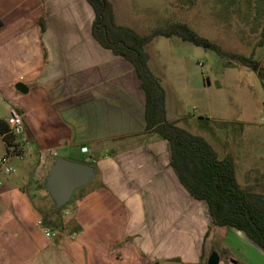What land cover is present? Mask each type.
Here are the masks:
<instances>
[{"label": "crops", "instance_id": "0c3cea01", "mask_svg": "<svg viewBox=\"0 0 264 264\" xmlns=\"http://www.w3.org/2000/svg\"><path fill=\"white\" fill-rule=\"evenodd\" d=\"M94 17L87 0H0V119L8 120L16 108L27 139L25 144L11 135L9 144L0 131V155L22 149L32 158L24 166L28 176H2L0 264H199L204 245L205 260L213 250L221 256L220 226L212 225L206 202L181 184L167 140L146 132L141 80L132 62L96 40ZM172 37H156L146 46L149 66L166 90L168 119L204 137L211 119L250 124V85L231 96L237 107L202 104L208 117L201 122L203 114L190 112V94L182 98L165 80L161 52L172 46ZM199 80L211 85L203 74ZM229 81L219 79L217 87ZM42 151L53 154L41 161ZM60 157L92 162L95 176L74 190L61 208L69 214L62 216L66 226L51 227V236L43 224L51 212L42 202L46 196L54 202L45 183Z\"/></svg>", "mask_w": 264, "mask_h": 264}, {"label": "rangeland", "instance_id": "374dc122", "mask_svg": "<svg viewBox=\"0 0 264 264\" xmlns=\"http://www.w3.org/2000/svg\"><path fill=\"white\" fill-rule=\"evenodd\" d=\"M111 2L114 12L115 8L117 10V23L131 26L141 33L150 32L156 26H164L173 21L187 22L199 34L221 44L227 50L246 55L255 52L254 56L260 59L262 64L264 63V46H258L261 26L258 20L254 19L256 5H264V0H235V2L233 0H111ZM170 39L167 43L173 47L170 46L166 48L167 51L161 52V61L167 68L165 80L179 91L182 98L187 99L188 96L182 93L190 94V112L196 115L203 114L199 122L208 117L202 104L211 102L221 107H237L240 105L239 102L237 99L233 100L231 96L235 92H242L246 85L252 87V109L248 117L250 124L211 119L208 125H205L203 132L221 156L226 154L234 156L237 178L242 186L264 192V88L260 84L258 75L240 64L236 69H226L225 58L215 51L184 41L178 36ZM174 61H183V64L178 65ZM202 74L206 79H210L211 85L203 86L202 82H199ZM234 75L237 76L238 81L236 79L232 81ZM228 76L230 81L224 82L222 89L218 88L217 80ZM31 160L30 155L24 160L14 157L13 162L17 171L12 175L19 178L28 176L30 170L25 171L24 166ZM92 185L89 184L85 188L89 189ZM43 187L42 180L39 188ZM42 203L47 213H54L55 204L49 196H46V200ZM65 209L60 213L62 221L63 215L69 217ZM216 231L222 232L218 234L216 240L220 247L221 264H229L233 255L240 258L239 264H264V256H261L260 248L243 231L228 226H220ZM209 246L208 244L206 252L209 251ZM141 254L145 255L143 252ZM204 258H207V253L204 254ZM204 258L199 264L204 263Z\"/></svg>", "mask_w": 264, "mask_h": 264}, {"label": "trees", "instance_id": "16d2710c", "mask_svg": "<svg viewBox=\"0 0 264 264\" xmlns=\"http://www.w3.org/2000/svg\"><path fill=\"white\" fill-rule=\"evenodd\" d=\"M87 2L95 13L92 27L96 40L115 55L133 63L141 80V87L146 93V132L167 140L170 165L181 184L192 198L206 202L213 226H228L243 231L264 252V192L241 185L233 155L220 156L206 137L168 119L166 90L161 79L149 66L150 56L146 46L159 36H178L184 41L215 51L225 58L226 67L240 64L250 68L257 73L263 86L264 63L254 56L255 52L246 55L227 50L221 44L199 34L187 22L173 21L164 26H156L150 32L141 33L131 26L117 23L111 0ZM254 19L261 26L258 46L263 47L264 5H256ZM0 131L10 144L12 138L6 119H0ZM61 210L54 205L55 218L52 212L51 219L45 217L43 224L63 229L66 225L60 218ZM69 223L72 224L73 220ZM204 246L201 258L204 257ZM203 264H207V260Z\"/></svg>", "mask_w": 264, "mask_h": 264}, {"label": "water", "instance_id": "95a60500", "mask_svg": "<svg viewBox=\"0 0 264 264\" xmlns=\"http://www.w3.org/2000/svg\"><path fill=\"white\" fill-rule=\"evenodd\" d=\"M17 88L23 92L28 90L24 83H18ZM94 176V166L60 157L55 160L45 185L56 207L61 209L70 201L74 190L86 184ZM231 261L229 264H236L235 259ZM207 264H221V256L216 250L208 256Z\"/></svg>", "mask_w": 264, "mask_h": 264}, {"label": "built area", "instance_id": "2783aa9c", "mask_svg": "<svg viewBox=\"0 0 264 264\" xmlns=\"http://www.w3.org/2000/svg\"><path fill=\"white\" fill-rule=\"evenodd\" d=\"M7 121L9 123V133L16 138L17 137L20 138L23 143L27 144L25 122L23 115L16 108H11L9 110ZM83 150H86V147H83ZM47 154H53V151H49V152L42 151L40 154L41 161L45 160ZM26 156H27V152L22 149H16L13 150L12 152H8L4 155H0V187L3 184V180H2L3 174L10 175L16 172V167L12 162L13 158L17 157L20 160H24ZM44 229L48 235L51 236L56 235V232L52 228L44 225Z\"/></svg>", "mask_w": 264, "mask_h": 264}]
</instances>
